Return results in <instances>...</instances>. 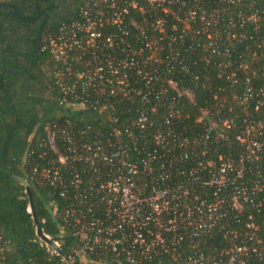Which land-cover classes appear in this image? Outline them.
Returning a JSON list of instances; mask_svg holds the SVG:
<instances>
[{
    "label": "built area",
    "instance_id": "obj_1",
    "mask_svg": "<svg viewBox=\"0 0 264 264\" xmlns=\"http://www.w3.org/2000/svg\"><path fill=\"white\" fill-rule=\"evenodd\" d=\"M167 2L84 0L77 19L62 23L57 34H47L41 49L62 62L56 76L61 102L74 108H115L109 96L131 93L132 76L149 88L155 76L149 65L159 48L148 26L164 34L167 21L156 16L140 27L141 37L133 43L129 36L138 22L131 13L144 14L156 5L167 11ZM111 119L112 132L95 137H89L91 127L78 136L64 128L63 149H58L56 131L47 127L53 154H38L32 177L38 184L52 185L64 200L55 204L53 215L80 242L63 253L41 239L50 253L45 264H153L162 262L163 255L171 256L170 264H246L250 254L264 264V238L252 212L254 208L264 214V173L253 170L264 151V121L249 122L238 133V155L220 154L213 160L206 150L197 151L208 135L191 137L161 128L152 133L160 149L131 147L138 140L133 129L122 128L117 117ZM223 124L230 126V121L226 118ZM154 125L147 109H139L134 128ZM213 127L221 128L211 122L209 131ZM197 155L201 157L191 165L184 164ZM216 230L225 242L220 257L206 254L199 245ZM185 246L192 250L185 252Z\"/></svg>",
    "mask_w": 264,
    "mask_h": 264
},
{
    "label": "trees",
    "instance_id": "obj_2",
    "mask_svg": "<svg viewBox=\"0 0 264 264\" xmlns=\"http://www.w3.org/2000/svg\"><path fill=\"white\" fill-rule=\"evenodd\" d=\"M83 1L0 0L14 3L20 11L18 16L12 6H0V264H45L50 257L37 234L26 187L15 176L28 180L39 223L52 240L61 243L62 252L68 253L73 244L80 242L53 215L55 204L64 200L52 185L38 184V178L32 177L38 154L46 151V158L53 154L46 140L47 127L56 131L58 149H63L64 128L75 136L88 127L89 137L110 134L115 128L111 118L117 117L122 128L129 126L136 134L134 138L137 136L136 142H130L131 147L147 144L160 149L152 142V133L161 128L173 129L191 137L208 135L197 151L206 150V156L217 160L220 154L238 155V133L249 122L264 121V0H168L167 11L158 5L144 14L132 10L138 22L129 36L133 43L141 37L140 27L149 25L156 16L166 18L164 34L148 26L159 48L149 65L155 76L149 88L143 79L132 76L130 87L134 90L127 95L109 96L108 102H113L115 108L103 110L63 104L56 83L62 62L41 49L47 34H57L62 23L79 17ZM46 14L38 53L39 25ZM168 80H173L175 86ZM146 92L147 101L143 98ZM142 108L147 109L154 126L134 128ZM226 118L230 126L223 124ZM211 122L217 123L224 135L215 127L209 131ZM260 137L264 140V132ZM200 157L184 164L189 166ZM253 170L264 173V151ZM252 210L264 238V214ZM199 245L206 254L220 257L225 242L216 230ZM184 249L187 253L192 250L189 246ZM161 260L152 262L172 261L169 255ZM246 264L263 262L250 254Z\"/></svg>",
    "mask_w": 264,
    "mask_h": 264
},
{
    "label": "water",
    "instance_id": "obj_3",
    "mask_svg": "<svg viewBox=\"0 0 264 264\" xmlns=\"http://www.w3.org/2000/svg\"><path fill=\"white\" fill-rule=\"evenodd\" d=\"M1 5H9V6H12L14 8L16 14L18 16H20V11H19L18 7L14 3H11V2H0V6ZM39 15H40V12L37 14L36 18H38ZM46 18H47V14L44 16L43 20L41 21V23L39 25V33H38V36H37V44H36V48H37V52L38 53L40 52V46H41V40H42V28H43V24H44V21L46 20ZM217 129H218V131L220 133L224 134V131L221 128H217ZM15 177L18 178L25 185V187H26V192H27L28 197H29V210L33 214V219H34L35 223L37 224V234H38V236L42 240H44L45 242L51 244L57 250L61 251V248L56 244L55 241H53L48 236V234H46L44 232L42 226L39 223V218H38L37 213H36V207H35V202H34V197H33L32 189H31V186H30L28 180L26 178H23V177H20V176H15Z\"/></svg>",
    "mask_w": 264,
    "mask_h": 264
},
{
    "label": "flooded vegetation",
    "instance_id": "obj_4",
    "mask_svg": "<svg viewBox=\"0 0 264 264\" xmlns=\"http://www.w3.org/2000/svg\"><path fill=\"white\" fill-rule=\"evenodd\" d=\"M35 19H37V18L35 17L34 20H35ZM42 20H43V19H42ZM42 20H41V21H42ZM40 23H41V22H40Z\"/></svg>",
    "mask_w": 264,
    "mask_h": 264
}]
</instances>
